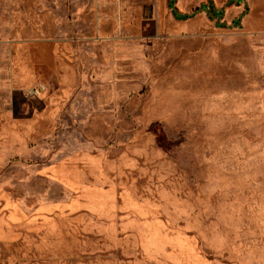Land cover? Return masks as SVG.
Segmentation results:
<instances>
[{
	"label": "rangeland",
	"instance_id": "374dc122",
	"mask_svg": "<svg viewBox=\"0 0 264 264\" xmlns=\"http://www.w3.org/2000/svg\"><path fill=\"white\" fill-rule=\"evenodd\" d=\"M0 264H264V0H0Z\"/></svg>",
	"mask_w": 264,
	"mask_h": 264
}]
</instances>
